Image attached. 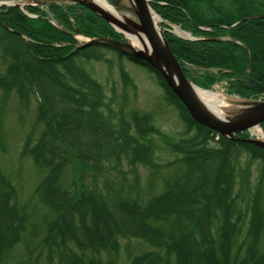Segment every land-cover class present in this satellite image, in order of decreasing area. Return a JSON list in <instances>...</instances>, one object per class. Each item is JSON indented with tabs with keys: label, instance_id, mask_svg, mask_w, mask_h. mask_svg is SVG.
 Returning <instances> with one entry per match:
<instances>
[{
	"label": "trees",
	"instance_id": "obj_1",
	"mask_svg": "<svg viewBox=\"0 0 264 264\" xmlns=\"http://www.w3.org/2000/svg\"><path fill=\"white\" fill-rule=\"evenodd\" d=\"M151 5L164 20L197 37L165 32L195 84L209 89L226 80L229 94L258 96L239 77L249 74L264 85V0H152ZM39 8L27 9L37 17L17 6L0 8V46L13 58L9 75H0V88L15 90L24 101L39 95L43 130L34 141V130L28 134L21 154L45 172L36 194L55 215L42 237L43 250L16 264H116L121 236L155 248L134 257L133 264H168L171 256L175 264H264V211L258 202L243 204L234 194L239 151L264 163V148L196 122L150 64L101 41L78 44L77 31L122 39L87 6L51 3L49 12L57 24ZM107 51L147 69L167 101L197 130L178 141L165 138L180 155L173 163L180 162L181 169L164 180L160 193L147 198L90 184L112 162L113 169L124 160L134 170L139 164L152 166L157 148L152 137L160 134L149 113L113 117L103 111V88L80 61L106 60ZM188 65L203 73L194 75ZM261 126L264 130V122ZM240 136L248 138L246 132ZM66 170H74L69 182L64 180ZM13 196L14 185L0 171V264L10 260L29 230L27 211Z\"/></svg>",
	"mask_w": 264,
	"mask_h": 264
},
{
	"label": "rangeland",
	"instance_id": "obj_2",
	"mask_svg": "<svg viewBox=\"0 0 264 264\" xmlns=\"http://www.w3.org/2000/svg\"><path fill=\"white\" fill-rule=\"evenodd\" d=\"M6 3L19 4L28 9L30 6L49 12L51 3L63 4L62 0H2ZM230 1V0H226ZM152 0H150V6ZM29 5V6H28ZM1 8V7H0ZM153 9V7H151ZM160 17L159 24L166 22L160 13L153 9ZM37 15V14H34ZM134 18V15H133ZM135 19L136 16H135ZM164 20V21H162ZM170 24V23H169ZM175 34L182 37L195 38L189 30L182 28L178 24H173ZM75 36V35H74ZM76 37V36H75ZM78 40H83L77 37ZM26 41L27 38H25ZM106 60H85L80 61L81 67L86 70L91 77L97 80L105 94L106 114L114 113L119 116L124 113L127 116L132 112H143L151 114L154 128L160 134L154 133L152 140L156 143L155 161L152 166L138 165L134 170L126 160L116 165L113 169V162L109 165L97 179L90 181V184H97L100 188H123L130 190L131 194H138L143 198L158 194L163 189L166 178L177 175L180 162V155L168 147L165 138L181 140L197 133L195 128L189 127L183 120L178 107L167 101L164 89L159 86L150 76L147 69L134 63L127 58H120L114 52H105ZM10 55L4 53L0 46V75L7 77L12 61ZM192 73L200 75L203 70L188 65ZM214 71V70H213ZM216 72V71H215ZM211 90L228 95L224 81L215 83ZM236 97V96H233ZM238 98V97H237ZM253 100H263L264 96L252 98ZM39 95H30L28 100H22L14 90L6 93L0 88V171L11 181L15 188L13 200L18 206L27 211L29 230L23 236V241L17 244L11 251V258L6 264H16L39 255L43 250L42 237L47 228L48 220L55 217L54 212L43 205L36 194V187L44 177L45 172L38 168L30 157L22 156L24 142L31 132L33 141L36 140L43 130V123L38 119ZM116 120V119H115ZM262 130V128L260 127ZM259 136L256 128L251 129L249 137ZM236 179L234 194L242 200L243 204L250 200L259 203L264 211V163L260 159H252L250 153L245 150L239 151L236 159ZM171 163V165L169 164ZM74 175V170L65 171V181L69 182ZM258 195L252 196V194ZM246 199V200H244ZM249 202V201H248ZM245 221L244 230L247 228ZM119 251L117 252L116 264H133V258L150 250L155 249L150 244L137 238L119 237ZM43 258L45 259L44 253ZM109 258V256H108ZM44 264V263H43ZM168 264H175L174 256L169 258Z\"/></svg>",
	"mask_w": 264,
	"mask_h": 264
},
{
	"label": "water",
	"instance_id": "obj_3",
	"mask_svg": "<svg viewBox=\"0 0 264 264\" xmlns=\"http://www.w3.org/2000/svg\"><path fill=\"white\" fill-rule=\"evenodd\" d=\"M62 1L73 2L87 6L99 16L108 21L118 32H121L124 35L125 33L123 30L129 29L127 23L102 9L93 1ZM109 1L120 12L126 13L127 11L131 10V7L123 3V0ZM135 2L136 7L134 8L133 13L137 16L138 20L132 21L134 22L136 28L142 31V33L148 39L152 48L151 53H146L141 48H135L133 44L128 42L126 35V40H118L106 36L104 38H92L90 41H101L108 43L122 52L131 55L134 59L146 62L157 69L163 75L168 86H170L174 94L182 101L196 122L228 138L246 140L264 148V140L245 137L242 138L238 136L239 133L264 122V100H252L245 98L241 99L238 105L240 107L242 106L243 110L241 109L240 112L233 117L221 118L211 113L197 98L195 89L198 88V86L186 76L180 61L170 47L165 33L162 30L157 31V24L155 23L151 12L152 8L150 6V0H135ZM2 5H15L21 7L19 4L6 3L0 0V6ZM21 8L25 10L24 7ZM239 79L244 81L251 89L264 96V85L255 80L249 74L239 77Z\"/></svg>",
	"mask_w": 264,
	"mask_h": 264
},
{
	"label": "bare ground",
	"instance_id": "obj_4",
	"mask_svg": "<svg viewBox=\"0 0 264 264\" xmlns=\"http://www.w3.org/2000/svg\"><path fill=\"white\" fill-rule=\"evenodd\" d=\"M87 1H93L95 4H97L102 9L106 10L107 12L113 14L115 17L123 20L125 23L128 24V28L126 30H123L125 33L128 42L133 44L135 48H141L146 53H151V45L148 41V39L145 37V35L142 33V31L138 30L136 26L134 25V22L132 20H135L133 18V11L136 7L135 0H123V3L129 5L131 7L130 11H127L126 13L118 11L108 0H87ZM153 18L155 20V23L157 24L156 28L157 31H160L164 28L163 25H159V17L155 13L153 9H151ZM178 35L182 36L178 33ZM244 82V81H243ZM195 94L197 98L201 101V103L213 114L216 116H219L221 118H227V117H233L236 114L240 112L242 109V106L240 107L239 101H241L240 98L233 97L231 95H223L219 92H216L214 90H205L201 88L195 89ZM243 110V109H242ZM256 130L259 133V137H262V131L260 128L256 127Z\"/></svg>",
	"mask_w": 264,
	"mask_h": 264
}]
</instances>
